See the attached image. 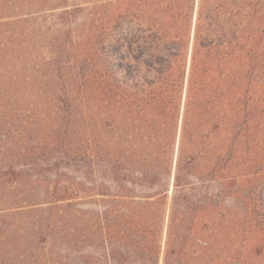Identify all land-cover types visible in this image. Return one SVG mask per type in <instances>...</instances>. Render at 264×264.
Segmentation results:
<instances>
[{
	"label": "trees",
	"instance_id": "16d2710c",
	"mask_svg": "<svg viewBox=\"0 0 264 264\" xmlns=\"http://www.w3.org/2000/svg\"><path fill=\"white\" fill-rule=\"evenodd\" d=\"M96 1L80 16L79 0H31L44 33L0 46V80L44 86L53 123L77 124L62 158L81 192L48 193L95 205L78 264H245L233 166L252 133L264 0Z\"/></svg>",
	"mask_w": 264,
	"mask_h": 264
},
{
	"label": "rangeland",
	"instance_id": "374dc122",
	"mask_svg": "<svg viewBox=\"0 0 264 264\" xmlns=\"http://www.w3.org/2000/svg\"><path fill=\"white\" fill-rule=\"evenodd\" d=\"M79 2L85 7L80 16L101 4ZM41 6L31 0H0V46L27 45L33 30L43 34L49 18ZM260 45L252 133L240 137L248 142L240 141L233 166L235 208L245 213L236 225L234 243L246 255L245 264H264V37ZM19 82L0 80V264H78L79 223H90L95 205L90 196L50 202L48 193L64 185L81 192L74 161L65 164L62 158L78 145L77 124H67L63 132V124L53 123L60 106L56 96L42 85L31 89L27 79ZM96 257L93 253L92 260Z\"/></svg>",
	"mask_w": 264,
	"mask_h": 264
}]
</instances>
